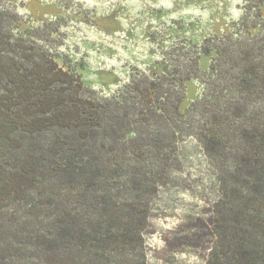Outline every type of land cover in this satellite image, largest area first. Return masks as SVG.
Wrapping results in <instances>:
<instances>
[{"label":"trees","instance_id":"obj_1","mask_svg":"<svg viewBox=\"0 0 264 264\" xmlns=\"http://www.w3.org/2000/svg\"><path fill=\"white\" fill-rule=\"evenodd\" d=\"M249 1L259 22L207 40L208 72L171 56L100 97L0 0V264H146L151 203L189 137L221 175L208 264H264V0ZM193 78L205 92L184 113Z\"/></svg>","mask_w":264,"mask_h":264},{"label":"rangeland","instance_id":"obj_2","mask_svg":"<svg viewBox=\"0 0 264 264\" xmlns=\"http://www.w3.org/2000/svg\"><path fill=\"white\" fill-rule=\"evenodd\" d=\"M13 2L21 29L48 26L59 63L75 69L100 97L114 96L132 74L162 73L166 60L174 56L198 55L201 71L208 72L212 55L202 53L207 40L259 22V3L249 0ZM251 31L257 34L259 28ZM180 60L169 65L179 67ZM185 86L181 110L187 113L202 98L205 86L196 78ZM220 176L197 139L180 143L151 203L143 233L146 264H208L219 244L214 225L222 197Z\"/></svg>","mask_w":264,"mask_h":264}]
</instances>
